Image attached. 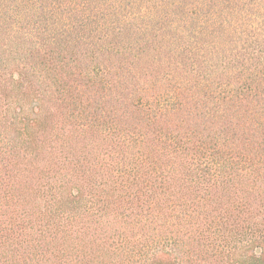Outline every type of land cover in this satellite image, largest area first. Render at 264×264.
Returning a JSON list of instances; mask_svg holds the SVG:
<instances>
[{
    "label": "trees",
    "instance_id": "trees-1",
    "mask_svg": "<svg viewBox=\"0 0 264 264\" xmlns=\"http://www.w3.org/2000/svg\"><path fill=\"white\" fill-rule=\"evenodd\" d=\"M0 264H264V0H0Z\"/></svg>",
    "mask_w": 264,
    "mask_h": 264
}]
</instances>
